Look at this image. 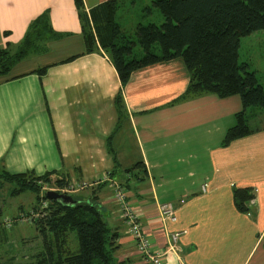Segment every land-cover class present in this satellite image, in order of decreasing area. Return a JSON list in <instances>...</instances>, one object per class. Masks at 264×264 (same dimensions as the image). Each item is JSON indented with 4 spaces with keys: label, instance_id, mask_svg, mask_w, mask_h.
Listing matches in <instances>:
<instances>
[{
    "label": "crops",
    "instance_id": "crops-1",
    "mask_svg": "<svg viewBox=\"0 0 264 264\" xmlns=\"http://www.w3.org/2000/svg\"><path fill=\"white\" fill-rule=\"evenodd\" d=\"M82 1L89 13L107 0ZM41 16L46 36L34 42L41 47L0 73V170L51 172L50 179L64 182L95 181L114 171L154 250L163 252L169 231H186L178 251L164 255L162 264H264V123L222 146L241 100L215 94L176 100L189 82L179 58L134 71L122 85L104 50L85 53L74 0H0V52H16ZM45 54L53 56L22 66ZM256 111L264 115L249 107L247 122L258 118ZM137 163L134 171H124ZM238 188L253 195L245 211L234 205ZM87 190L82 193L94 197L89 199L117 231V259L144 264L108 185ZM166 202L174 205V222L159 218L158 204Z\"/></svg>",
    "mask_w": 264,
    "mask_h": 264
},
{
    "label": "trees",
    "instance_id": "trees-1",
    "mask_svg": "<svg viewBox=\"0 0 264 264\" xmlns=\"http://www.w3.org/2000/svg\"><path fill=\"white\" fill-rule=\"evenodd\" d=\"M122 1L107 0L89 10L94 37L83 1L74 0L81 20L85 53L97 51L98 43L112 61L122 85L134 71L179 58L187 68L189 82L185 93L176 100L184 98L185 94H215L220 98L238 95L242 109L236 113V124L227 129L222 146L252 134L255 130L249 128L245 112L249 107L264 110V87L249 64L239 61L238 49L241 37L264 30V0H151V5L144 10L152 13L153 8L158 9L164 21L159 18L160 24L138 22L133 37H123L115 22L117 5ZM130 1L132 5L135 3V0ZM46 24L43 16L35 19L16 52L11 55L0 52V73H6L16 61L41 47L36 45L46 36ZM135 46L140 47V53L135 51ZM154 46H158L157 51ZM46 69L44 66L38 72L44 73ZM115 104L118 112L124 110L120 94ZM140 164L124 171L130 173ZM50 173L37 176L30 170L11 173L2 168L0 177L16 183L18 187L12 193L17 194L27 188L38 191L35 179L46 181ZM142 173H145L143 168ZM57 182L64 184L62 179ZM252 196L247 188L234 189L235 207L247 210L246 204ZM55 205L57 209L48 219L39 220L46 241L37 264H125L115 255L119 248L115 241L117 231L98 206L83 202L76 205L55 202ZM71 232L76 233L77 250L70 245ZM177 243L179 249V240ZM0 264H5L1 262V255Z\"/></svg>",
    "mask_w": 264,
    "mask_h": 264
},
{
    "label": "rangeland",
    "instance_id": "rangeland-1",
    "mask_svg": "<svg viewBox=\"0 0 264 264\" xmlns=\"http://www.w3.org/2000/svg\"><path fill=\"white\" fill-rule=\"evenodd\" d=\"M150 5H151V0H135V3L133 5L131 4L130 0H124L122 2H119L115 13V22L119 26L120 32L122 33L121 35L123 37L125 36L133 37L134 29L138 24V22H141L143 24L149 22L160 24L161 22L164 21V17L162 16V14L158 9L153 8L152 13H148L146 9L144 10L145 7ZM86 14L88 15V19L90 22V29L95 37V31L93 24L91 22V18L89 17L88 12H86ZM159 18L161 19V22L158 20ZM97 46L99 49H101L98 43ZM101 50L103 51V49ZM154 50L157 51L158 46H154ZM135 51L140 53L141 51L140 47L135 46ZM238 54H239V61L248 63L249 68L255 72V75H257L256 77L258 79V82L264 85V30H257L251 33L250 35L241 37L239 42ZM52 56L53 54L35 56L28 63H23L22 66L25 67L30 66L37 61H41V63H44L45 61L51 59ZM255 115H257L258 118H250L247 122L248 126L251 128L257 127L261 123H264V115H261L257 111L253 113V116ZM104 178L106 179L103 180ZM58 180L59 179L52 180L49 177L46 181H44L42 179L37 178L35 179V182H36V186L39 187L38 191L27 188L22 190L20 193L13 194L12 191L14 190V188L18 187V185L16 183L6 182L4 181L3 177L2 178L0 177V203L5 204V207L3 209L2 207L0 208V255H1L2 263L37 264L40 261L39 259L40 253L43 251V245L46 240L44 238V234L40 231L41 223H39V220L48 219L50 213L57 209L55 202H61L58 200L47 199L46 198L47 191H55L60 194L71 196L74 200V203H70L69 205H76L77 203L83 202L89 205L97 206L95 202L89 199L94 197H89L87 195L88 193H82L83 191L89 192L87 190L88 187L85 188L86 190L84 188H80L81 190H77V191H74L69 188H60L66 186L68 183H74L80 181H67L64 185H60L57 182ZM99 181H101V184H107L108 187L110 188L111 190L110 198H112L113 195V188L111 185L112 181H115L119 185L123 186L126 195H128L127 188L125 187L124 182L119 179H116L115 177H112L110 173H107ZM87 182H91V181H87ZM91 186L92 185H90L89 188ZM56 188H60V189H56ZM93 195L94 193H91L90 196ZM127 200H129V197L127 198ZM43 202H46L47 207L42 209L41 206ZM112 202L113 204H115L114 206L117 212H119V217L122 220L123 218L121 217V213H122L121 208L124 207L125 205L119 203L116 204L113 201V198H112ZM127 202L128 203H126V205L130 206L131 212L137 213V209L132 204V201L129 200ZM180 202L182 201L180 200ZM166 203H170V202H166ZM171 206L173 207L174 205L172 204ZM115 208L113 211H115ZM33 214H37V216H35L32 221L29 222L18 221L21 215L31 216ZM6 218L13 219L16 221H13L11 226H6L4 223V219ZM138 222L140 224L139 219ZM125 226L127 227L126 224ZM140 228L142 230L141 224H140ZM45 233L46 235H49L48 231H45ZM143 234L144 236L142 237V240L139 241L138 243L136 239L131 235L132 241L136 247V251L140 256L147 257V255L152 256L162 252L161 250L153 249L151 242L149 240V234L147 232H143ZM69 236H70L69 238L70 245L72 249L77 250L78 241H77L76 233L71 232ZM145 242H146L147 255L142 253V251L139 249L142 246H144Z\"/></svg>",
    "mask_w": 264,
    "mask_h": 264
},
{
    "label": "built area",
    "instance_id": "built-area-1",
    "mask_svg": "<svg viewBox=\"0 0 264 264\" xmlns=\"http://www.w3.org/2000/svg\"><path fill=\"white\" fill-rule=\"evenodd\" d=\"M106 178H104L103 180H105ZM101 179H97L95 181H91V182H87V181H80V182H74V183H68L66 186L60 187V188H69L72 189L74 191L77 190H81L80 188H87L90 185H94V184H100L101 181H99ZM66 182H64L65 184ZM63 184V185H64ZM112 188H113V201L116 204H122L125 205L124 207L121 208L122 213H121V217L123 218V222H125V224L128 227V233L130 235H132L137 243L139 241L142 240V237L144 236L141 228H140V224L138 222V215L137 213H133L131 212L130 206H127L126 203H128L127 198L128 195H126L123 186L119 185L118 183H116L115 181L111 182ZM60 188H56V189H60ZM202 189H204V186L202 187ZM182 201V200H181ZM171 203H160L158 204V214H159V218L162 222H166V221H171L174 222L177 219L176 216V210L174 209V206H171ZM47 207L46 202L42 203L41 208H45ZM37 216V214H33L31 216H24L21 215V217L18 219V221L21 222H29L32 221L34 219V217ZM16 221L13 219H9L6 218L4 219V223L6 226H11L12 222ZM186 231L182 230V231H169V241L167 243L166 248L163 250V252H160L158 254L149 256L147 255V250H146V242L144 244V246H142L141 248H139L142 253H144L145 255H147V257H142L144 260L145 264H162L163 262V257L164 255L168 254L169 252H176L178 250V246H177V242L179 240V237L184 234ZM162 256V257H161Z\"/></svg>",
    "mask_w": 264,
    "mask_h": 264
},
{
    "label": "water",
    "instance_id": "water-1",
    "mask_svg": "<svg viewBox=\"0 0 264 264\" xmlns=\"http://www.w3.org/2000/svg\"><path fill=\"white\" fill-rule=\"evenodd\" d=\"M46 198L49 200H58V201H61L63 203H67V204L74 203V200L71 196L65 195V194H60V193H57L55 191H47L46 192Z\"/></svg>",
    "mask_w": 264,
    "mask_h": 264
}]
</instances>
